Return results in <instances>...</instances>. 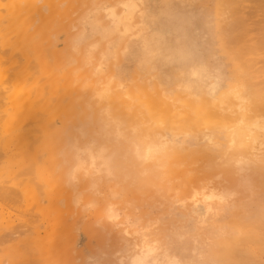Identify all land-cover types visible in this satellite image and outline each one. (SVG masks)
Masks as SVG:
<instances>
[{
    "label": "bare ground",
    "instance_id": "6f19581e",
    "mask_svg": "<svg viewBox=\"0 0 264 264\" xmlns=\"http://www.w3.org/2000/svg\"><path fill=\"white\" fill-rule=\"evenodd\" d=\"M18 193L35 231L0 264H102L81 227L124 246L107 264H205L215 225L264 224V0H0V198ZM142 194L166 199L161 239L115 205ZM14 226L1 209L0 241Z\"/></svg>",
    "mask_w": 264,
    "mask_h": 264
},
{
    "label": "rangeland",
    "instance_id": "374dc122",
    "mask_svg": "<svg viewBox=\"0 0 264 264\" xmlns=\"http://www.w3.org/2000/svg\"><path fill=\"white\" fill-rule=\"evenodd\" d=\"M10 180L6 181V184L11 185V186H16V181L11 178ZM48 189L51 192L64 191L61 188V186H57L56 184H54V186ZM18 194H19L18 195L19 197L16 196L18 198V199L16 198V200H20V201L19 202L16 201V202L23 204V205H19L16 202H13L14 200H11V198H8V199L6 197L0 198V201H1L0 210L3 209L4 211H8L10 213L12 223L13 225L17 227L16 229L13 228L14 232L15 230L18 229L17 230L18 232L16 231L15 233L14 232L12 233V235L14 234V236L16 237H12V235H10L11 237L7 238L9 241L7 239L0 241V249L1 248L3 249L4 247H5L4 249L6 248L11 249L10 251H8L9 249H7L4 252H3L4 249L3 250L1 249L2 251L0 250V255L2 256L3 254L9 255V256L12 255V256H15L16 260H18L17 259L18 257H16L19 255L18 253L20 252L22 253V251L26 250V248L28 247L26 243L29 244V242H26L25 245H23L24 244L23 241L25 240V238L28 236L30 232L32 233L33 231H35L34 228H31V230L33 229V231H30L29 224H31L33 220L26 219V217L27 218L29 217L27 213L29 212L28 210L32 207V205L29 206L28 210L27 209L24 210V207L26 206L25 205L26 201L24 200V198H21L20 193ZM3 198H5L4 201H2ZM142 198L143 199H140V200H132L131 201L132 204L127 203V205H121V204L116 203L115 205L116 207H118L119 212H121V210L124 207L126 209L124 208L122 212L127 211L128 207H131L132 208V216H131L132 220L133 218L139 219L135 221L136 224L134 223V225H131V226L130 224L126 225L128 229L131 230L130 232H132V230L133 231L137 230L139 232L137 231L133 232L136 236L146 233L149 236H152V237L157 236L161 239L165 235V233L170 229L168 222H167L168 218L166 216V210H165L166 209V205H165L166 199L161 197V200L163 202L158 201L159 202L158 203L159 205H158L154 197L149 198V196H145V194H142ZM137 206H139V208L136 211L135 209H137ZM158 207L159 209H157ZM176 207H177V203H176ZM241 214L242 215L245 214L244 216L246 217H249L252 215L248 211L243 212ZM207 215H209V213ZM35 220L39 221L40 216H38V218ZM187 224L188 225L191 224V219L188 218L186 225ZM80 231L81 233L79 235V242H80L79 248L82 249V260L84 258L86 259L87 255L88 257H91L90 262H92V259H94V257L96 259L99 257V260L102 262V264H107L111 258L114 259L120 256H121L120 258H122L123 261L126 259L125 257L127 256V254L124 252V248H123L124 246L121 243H113L111 242V240L110 241L109 240L99 241L96 238L89 236L83 227H81ZM1 242H3V244ZM18 242L19 243L22 242L23 246L21 245V243L19 244ZM10 244L11 246L12 245L13 246L12 247L9 246ZM20 245L24 249H20L21 248ZM14 247L15 249L19 247L18 249H20L21 251L18 249L12 251ZM199 249L202 251L201 260L202 261L204 260L205 264H218V263L219 264L220 263L221 264H264V224L246 225L244 228L242 227L240 228L236 226L235 224H232L230 222H227L226 220H223L221 224L215 225L212 231L208 233V235L206 236V240H203L201 242ZM9 252L11 254H7ZM15 254H18V255H15ZM40 261L42 262V264H46L51 260L45 262L46 260H43V258L41 257ZM59 263H61V261Z\"/></svg>",
    "mask_w": 264,
    "mask_h": 264
}]
</instances>
